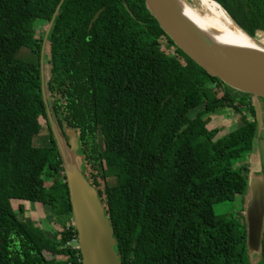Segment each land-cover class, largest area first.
Wrapping results in <instances>:
<instances>
[{
  "label": "trees",
  "instance_id": "1",
  "mask_svg": "<svg viewBox=\"0 0 264 264\" xmlns=\"http://www.w3.org/2000/svg\"><path fill=\"white\" fill-rule=\"evenodd\" d=\"M214 1L246 35L264 37V0ZM58 2L0 0V264H81L65 245L76 232L46 108L61 134L77 138L121 264H264V222L250 256L243 207L212 209L237 196L244 204L249 175L264 180L263 105L258 126L251 95L176 48L143 0L61 2L44 46L45 104L40 47ZM225 110L241 124L221 134L206 127ZM39 118L48 136L34 145ZM11 200L52 206L54 224L18 218Z\"/></svg>",
  "mask_w": 264,
  "mask_h": 264
},
{
  "label": "water",
  "instance_id": "2",
  "mask_svg": "<svg viewBox=\"0 0 264 264\" xmlns=\"http://www.w3.org/2000/svg\"><path fill=\"white\" fill-rule=\"evenodd\" d=\"M62 1L59 0L55 7L47 28L44 30L40 47V88L45 104L43 50L46 36ZM143 1L158 26L176 48L224 85L234 91L251 95L255 118L259 126L261 121L260 101L264 100V50L214 42V39L212 40L208 34L198 29L183 16L180 8L182 3L179 0ZM214 2L220 7L216 1ZM101 10L102 8H99L94 12L88 27L91 26ZM46 112L52 136L62 161L71 220L76 232V244L81 264H121L113 249L115 244L113 230L104 215L97 191L80 171L82 156L76 153L77 138L71 130H67V142L60 144L58 134L61 132L51 121L47 108ZM248 180V195L244 201L243 216L247 253L251 256L260 250V237L264 222V180L260 175L255 174L249 175Z\"/></svg>",
  "mask_w": 264,
  "mask_h": 264
},
{
  "label": "rangeland",
  "instance_id": "3",
  "mask_svg": "<svg viewBox=\"0 0 264 264\" xmlns=\"http://www.w3.org/2000/svg\"><path fill=\"white\" fill-rule=\"evenodd\" d=\"M180 2L187 4L191 8L195 9L198 12H203V8L199 5L197 0H179ZM47 28V25L43 27V29ZM258 44L264 47V37L258 33L255 38H253ZM46 44V43H45ZM167 53H173L172 47H169L166 49ZM46 56H47V49L43 50V57H42V63L46 61ZM46 66L44 65V68ZM43 72L45 73L44 69ZM260 104L263 105L264 107V101H260ZM198 109H194L189 112V115L192 116L195 111ZM211 120L206 124L207 128L211 127H217L220 129L218 134H221L226 131H230L234 129L236 126L240 125V118L239 114L232 112L231 110H225L221 111L218 114H210ZM39 121L41 123V129L39 130V133L34 137L33 139V144L34 145H43L47 141V136H48V127L46 126L44 119L39 118ZM67 130L64 131V134H58V139L60 144H63L67 142ZM260 169L261 173L264 177V161L262 160L260 162ZM249 171L253 172L255 170H258V167L255 166V161L253 157H251L250 162L248 164ZM82 170L86 176H89L90 173V166L89 164H84L82 166ZM111 182V179H108V183ZM249 182V180H248ZM248 182H247V188L245 194L248 192ZM103 185V181L98 179V188L101 189ZM11 208L14 210L15 214L17 215L18 218H28L32 221H34L37 224H43L41 220L43 221H48V223L54 224V218H55V210L52 208L50 205L46 204H40L37 202H27V201H21V200H11L10 201ZM21 205L23 208L22 213H18L17 208L18 206ZM244 207V204H242L240 200V196H237L234 198L232 202H225V203H217L212 206L213 212L215 214H221V213H235L237 210L242 209ZM243 213V212H242Z\"/></svg>",
  "mask_w": 264,
  "mask_h": 264
},
{
  "label": "bare ground",
  "instance_id": "4",
  "mask_svg": "<svg viewBox=\"0 0 264 264\" xmlns=\"http://www.w3.org/2000/svg\"><path fill=\"white\" fill-rule=\"evenodd\" d=\"M203 8L198 12L187 4L180 8L184 17L193 25L210 36L214 42L242 48L264 50L253 38L244 34L228 17V15L212 0H197Z\"/></svg>",
  "mask_w": 264,
  "mask_h": 264
},
{
  "label": "built area",
  "instance_id": "5",
  "mask_svg": "<svg viewBox=\"0 0 264 264\" xmlns=\"http://www.w3.org/2000/svg\"><path fill=\"white\" fill-rule=\"evenodd\" d=\"M65 245H71V247L77 248L76 237L74 238V236H72L71 239L65 243Z\"/></svg>",
  "mask_w": 264,
  "mask_h": 264
},
{
  "label": "flooded vegetation",
  "instance_id": "6",
  "mask_svg": "<svg viewBox=\"0 0 264 264\" xmlns=\"http://www.w3.org/2000/svg\"><path fill=\"white\" fill-rule=\"evenodd\" d=\"M77 150V149H76Z\"/></svg>",
  "mask_w": 264,
  "mask_h": 264
}]
</instances>
